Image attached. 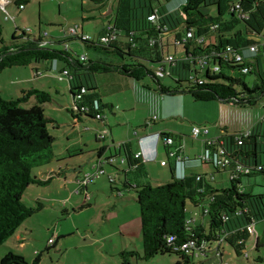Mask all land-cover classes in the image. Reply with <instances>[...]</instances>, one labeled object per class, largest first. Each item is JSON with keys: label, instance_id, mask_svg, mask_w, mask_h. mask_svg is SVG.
I'll list each match as a JSON object with an SVG mask.
<instances>
[{"label": "trees", "instance_id": "1", "mask_svg": "<svg viewBox=\"0 0 264 264\" xmlns=\"http://www.w3.org/2000/svg\"><path fill=\"white\" fill-rule=\"evenodd\" d=\"M92 1L98 6L113 3L110 20L95 39L75 27L78 34H86L89 39L67 31L61 38L47 39L46 34L33 35L24 29L5 43L0 24V72L31 63H61L59 74L62 76L66 70L69 82L70 103L66 109L72 120L80 124L90 120L104 122L109 106L102 101L97 79L101 74L131 78L161 95H188L194 101H219L241 108L252 107L264 97V0H182L176 9L164 6L171 0ZM26 2L14 0L18 8ZM150 15L155 16L154 20L149 19ZM108 24L112 25L114 38L101 42L99 36L105 33ZM188 31L191 37L183 41ZM73 39L83 43L85 49L98 52V56L92 58L69 49L67 42ZM176 40L179 44L173 43ZM55 43H63L65 48H55L52 46ZM251 45H257L254 55L248 50ZM107 54H115V62L108 60ZM168 54L173 60L165 64ZM237 56L241 59L237 60ZM160 66L165 68L162 77L156 74ZM244 67L249 70L244 72ZM249 73L257 75L252 86L245 81ZM31 97L33 104L22 106ZM49 101L51 95L44 90H22L16 98H3L0 90V246L27 218L43 209L39 198L29 205L22 197L30 185L45 186L51 181V177L43 180L34 172L55 158V137L48 129L54 119L46 116L43 108ZM97 113L101 117L97 118ZM161 135L170 136L172 145L180 138L171 133ZM217 141H221L234 161L249 167L248 173L230 178V168L201 163L212 165L214 173H228L229 184L223 188L214 185L213 175L194 169L176 177L174 162L166 161L171 174L169 182L155 186L138 184L137 179L146 175L145 160L135 157L128 145L111 144L96 151L97 157L109 152L105 163L115 169V176H107L109 182L114 184L116 176L121 177V186L115 187V191L120 195L124 190L136 193L142 249L120 251L121 264H132L133 258L149 260L166 253L177 254L180 257L177 264H207L209 257H195L193 252L180 249L190 238H196L197 243L204 240L209 247L215 243L220 250L227 243L237 256L246 259L245 246L250 239L254 238L256 250L264 243V236L261 238L257 233L254 236L247 229L249 225L255 229L257 221H264V191L252 192L258 178H264L261 156L264 124L260 119L248 132H224L217 136ZM178 152L175 157L179 156ZM166 155L169 158L168 152ZM108 157H120L125 167L119 168ZM105 173L104 170L102 175ZM194 213V221L188 224L187 218ZM199 217L207 218L206 227L196 224ZM0 264L28 262L23 255L8 251L0 258Z\"/></svg>", "mask_w": 264, "mask_h": 264}, {"label": "rangeland", "instance_id": "2", "mask_svg": "<svg viewBox=\"0 0 264 264\" xmlns=\"http://www.w3.org/2000/svg\"><path fill=\"white\" fill-rule=\"evenodd\" d=\"M181 3L182 0H171L165 2L164 6L176 9ZM109 5L110 2H107L98 6L92 0H28L23 8H18L14 0H9L4 7L0 6L2 38L5 43H9L14 33L19 35L24 29L33 35L46 34L47 39L61 38L70 27H75L78 32L82 29L84 33L95 39L102 25L108 21V17L105 18L100 13L108 9ZM210 12L213 14L214 9L212 8ZM5 16L8 18L6 19ZM67 45L69 49L79 54L84 53L92 58L98 56V52L85 49L83 43L78 40H69ZM52 46L58 49L65 48L63 43H55ZM178 52L180 53V51ZM104 54L101 53V56H106ZM107 56L108 60L113 62L117 59L115 54H107ZM32 75L35 73L30 66H13L3 70L0 72L1 95L3 98H16L21 96L22 89H28L33 84L37 86L40 83L43 84L44 90L51 95V101L46 102L43 108L46 116L54 119V122L48 125V129L55 136L54 152H58L66 143L64 136L66 131H78L70 125L72 117L66 109L70 103L68 78L62 75L59 79L60 74H58L49 80H32ZM50 75L53 73L51 72ZM117 77L119 76H115V73H109L101 74L97 79L100 87L107 89L106 84L115 83ZM26 78H30L32 82H30L31 80L27 82ZM256 78L255 73L245 75V81L249 86H252ZM166 82H170V80H166ZM136 83L143 87L141 83ZM131 89H126L127 93L130 94ZM107 94L109 95H105L104 100L121 95L118 92ZM186 97L194 105L185 106L184 112L192 111L195 117L200 115L206 116L207 119L206 121L194 120L193 122L180 118L170 119L178 125L183 123L179 126V130L182 131H188L187 126L191 128L193 125L205 124L210 131H219V126H226L229 130L245 132L264 116V97L260 98L256 105L245 108L219 101H194L189 98L190 96ZM33 100L34 98L31 97L28 102L22 103V106H30L33 104ZM151 119L155 120L156 117L153 116ZM151 122L152 120L147 121V124H151ZM82 126L85 127L80 137L83 140L84 152L80 157L64 163L76 162L77 165L84 168L80 173L85 174L92 172L91 166L97 162L95 149L103 144V141H95V134L107 127L100 122L89 121ZM183 134L186 154L189 156L201 152L202 148L197 139L202 136L195 139L187 132ZM119 144L114 143V146ZM107 145H111V142L109 141ZM160 150L162 158L165 161L168 160L161 147ZM111 151L113 153L114 149L111 148ZM197 154L199 156L201 153ZM105 155L108 156L109 152L105 151L103 157ZM261 156L264 157V152H261ZM169 157L170 162H173V156ZM120 159V157H116V162L113 163L122 169L125 165L120 163ZM64 163L60 164L63 169ZM146 166L147 177L142 179V183L155 186L171 180L168 164L161 165L160 159L148 162ZM103 167L106 173L88 184V192L82 191L75 194L77 183L75 186L71 183L75 173L71 168L65 170V175L70 180L67 185L63 175L53 176V179L45 186L30 185L23 194V201L33 205L34 200L39 198L44 204L43 209L27 218L17 232L0 246V258L8 251H13L23 255L28 264H121L118 255L120 251L138 250L141 252V225L136 193L133 190H124L121 195L118 194L114 188L121 186V177L116 176V182L112 184L107 176H115V169L105 162ZM194 170L208 176L213 175L215 177L214 185L219 188L229 184L228 173H214L212 165L200 164ZM40 171L47 172L49 168L42 166L34 170L37 174H40ZM252 189V192L264 191L263 176L258 178ZM72 193L74 195L71 198L70 194ZM198 219L196 224L199 222ZM204 220L206 227L207 218ZM255 231L263 238V220L255 223ZM215 246L216 244L212 243L211 247ZM222 247L223 263L264 264V243L256 250L254 238L250 239L245 246V251L248 253L247 259L243 255L237 256L227 243H223ZM258 257L260 260H257ZM37 258H39L38 261H36ZM179 260L180 257L177 254L166 253L156 255L149 260L133 258L131 262L132 264H177Z\"/></svg>", "mask_w": 264, "mask_h": 264}, {"label": "crops", "instance_id": "3", "mask_svg": "<svg viewBox=\"0 0 264 264\" xmlns=\"http://www.w3.org/2000/svg\"><path fill=\"white\" fill-rule=\"evenodd\" d=\"M112 4L113 3H110L109 8L100 13L101 15L107 16L108 21L112 16V15L109 16L111 13L110 10L112 8ZM108 21L106 23H108ZM99 31L97 32V34L99 33ZM81 32H83L82 29ZM258 40H260V38ZM28 66H30L35 73V75H32L33 76L32 80L33 79L49 80V78L51 77L54 78L59 74V70L61 69L62 64L59 62L51 63L47 61L40 63H31ZM51 72L53 73V75H50ZM115 76H119L117 77V81H115V83L114 82L107 83L106 84L107 89L100 87L101 94L103 95L102 101L105 105L109 106V108L105 111L104 122L103 123L100 122V123L107 127V129L109 130V135L105 140H102L103 144L99 146L97 149H95V153L97 156L96 151L99 148L107 145L108 142L110 141L111 144L125 143L126 145H128V148L132 153H137L139 151H142L144 156L152 157L151 159L145 160L144 166L146 167V175L142 178L137 179L136 182L138 184H148V183H142V179L147 177L146 163L157 161L158 159H160V164H161V162L164 160L162 158L160 147L166 154L168 151H173L175 148L177 147L179 148V145H182L181 150H179L180 152H178V155L179 157H181V160H177V158L173 156V162H174L175 176L183 177V175L186 174L187 170L196 169L197 167L200 166L201 163L197 161V157H198L197 153L202 152L204 148L203 141L206 137L212 139L217 136H220L224 132L225 133L239 132V131L229 130L226 126H219V131H210L208 129L207 136H202L200 139H197L202 148L201 152L193 153L188 156L186 154L185 140L183 133L187 132L191 134L192 127L190 128L189 126H187L188 131L179 130V126L182 125L183 123L178 125V123L171 121L170 119L180 118L181 120L185 119V120H190V122H193L194 120L206 121L207 117L200 115L195 117L192 111L189 113L184 112L183 109L185 106L187 107L194 105L186 97L187 95H173V96L161 95L151 89H145L143 87H140L136 83L138 81H135L131 78H126L117 74H115ZM25 80L29 82L31 79L26 78ZM32 80L30 82H32ZM43 87L44 85L40 83L38 86L33 84L28 89L44 90ZM129 88L130 89L132 88L130 94L127 93L126 91V89ZM28 89H22V90H28ZM56 92L58 91L56 90ZM113 92L121 93V95L120 96L115 95V98L111 97L106 100L103 99L105 95H109L107 93H113ZM153 116L156 117L155 120L151 119ZM150 120H152L151 124H147V121ZM89 122H98V121L90 120ZM82 124L84 125L85 123ZM82 124L76 122L75 120L72 119L70 120V125L76 128L78 131H66L64 135L66 138V143H64L63 148H61L58 152H54L55 158L51 163L46 165L48 166L49 171L47 172L40 171V174H37L41 179L44 180L51 177L52 180L53 176L60 177L63 175L64 182L67 185L68 183H70L69 182L70 180L65 175V170L71 168L72 171H75L71 179V183H73V185L75 186L76 179L83 174L80 172H82L84 168L77 165L76 162L74 161H72L70 164L64 162H69L71 161V159H76L77 157H80L84 152L83 140L82 138H80L81 134L84 132L83 130H85V127L82 126ZM224 128H227L228 131H222V129ZM155 133L160 134L158 140L155 139V135H154ZM161 133H171L172 135L180 136V138L177 139L175 145L165 148L164 147L165 144L163 142L164 137L161 135ZM96 134H95V141H99L96 138ZM77 137L79 138L77 139ZM167 159L168 160H166V162L171 163L169 160L170 157ZM61 163H64L63 164L65 166L64 169L62 168V166H60ZM167 163L161 165L165 166L167 165ZM86 191L88 192V185L86 187ZM73 195L74 193L70 194V197L72 198ZM198 220L199 222L197 224H202L203 226H205L204 218L199 217ZM258 235L260 236V234ZM221 249H223L222 245H221ZM213 262L217 264L218 260L213 259Z\"/></svg>", "mask_w": 264, "mask_h": 264}, {"label": "built area", "instance_id": "4", "mask_svg": "<svg viewBox=\"0 0 264 264\" xmlns=\"http://www.w3.org/2000/svg\"><path fill=\"white\" fill-rule=\"evenodd\" d=\"M9 2V0H0V6L4 7L7 3ZM236 7H238V5H235ZM20 8H23V5L19 6ZM5 18L7 19L8 17L5 16ZM155 16L154 15H150L149 19L150 20H154ZM68 34H78L76 29L74 27H70L67 31ZM82 39H89V36L86 34H78ZM191 37V33L188 31L185 35V37L183 38V41L187 38ZM112 38H114V31L112 30V25L108 24L105 28V33L99 36V41L101 42H108L109 40H111ZM173 43L175 44H179V41H173ZM249 52L251 55H254L256 50H257V45H251L248 48ZM263 56H264V52H263ZM237 60H240V56L236 57ZM173 60V57L171 54L166 55V58L164 60V63H170ZM55 63V62H54ZM214 69L216 70L217 67H214ZM249 69L247 67L243 68V71L246 72ZM165 73V68L163 66H160L157 70H156V74L159 77H162L163 74ZM63 75H67V71L63 70L62 71ZM59 79H61V76H59ZM96 117L99 118L101 117V115L99 113L96 114ZM263 124H264V116L261 118ZM248 132V131H246ZM208 133V128L206 126H193L191 129V134L193 136V138L197 139L199 136H207ZM109 135V130L106 128H102L101 130H99L96 134V138L99 141L105 140ZM155 139L158 140V138L160 137L159 133H155ZM163 142L166 146H172L173 144V140L170 136H166L163 138ZM204 148L201 152V154L197 157V161L199 163H209L212 164L213 166H216L218 168L224 169V168H230L231 169V174H230V178H235L237 176L238 173H248L249 172V167L244 166L243 164L234 161L229 154L227 153V151L222 147L221 145V141H217V137L209 139V138H205L204 141ZM110 146V145H108ZM179 151V148H175L173 151H168L169 156H175L176 155V151ZM141 156L143 158V160H147V159H151L150 157H146L144 156V154L142 153V151H139L135 154V157ZM104 158V159H103ZM177 160H181V158L179 156L176 157ZM106 155L103 157V155L98 156L97 157V162L94 163L91 166L92 172L91 173H85L82 176H80L79 178L76 179V183H77V187L75 188L74 192L79 194L80 192L86 191V187L88 184L92 183V181L95 178H98L100 175H102L104 173V167H103V163L106 162ZM108 161L109 162H114L115 161V157H108ZM161 164H165V160H163L161 162ZM257 168H261L260 165H258ZM196 217V213H194L193 215H191L189 218H187L186 222L188 224L192 223L194 221ZM248 231L250 234L256 236V231L254 229V225H249L247 227ZM180 249L182 250H186L189 252H193L195 257H202V258H208L211 259L207 264H215L213 262V259L218 260L217 264H226L222 262V250H220L219 246H215V247H209L208 244L202 240L200 242L197 243V239L196 238H190L187 241H185L184 243L181 244ZM245 256H248V253L245 251L244 252Z\"/></svg>", "mask_w": 264, "mask_h": 264}, {"label": "clouds", "instance_id": "5", "mask_svg": "<svg viewBox=\"0 0 264 264\" xmlns=\"http://www.w3.org/2000/svg\"><path fill=\"white\" fill-rule=\"evenodd\" d=\"M150 158H152V157H150Z\"/></svg>", "mask_w": 264, "mask_h": 264}]
</instances>
